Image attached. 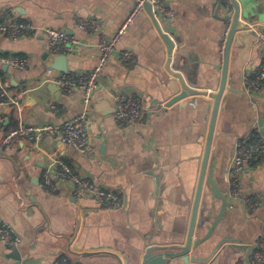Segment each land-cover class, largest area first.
<instances>
[{"label": "crops", "instance_id": "crops-1", "mask_svg": "<svg viewBox=\"0 0 264 264\" xmlns=\"http://www.w3.org/2000/svg\"><path fill=\"white\" fill-rule=\"evenodd\" d=\"M136 1L0 0V20L15 18L38 28L0 40V55L28 60L26 69L0 63L8 90L21 95L19 105L0 106V139L19 119L33 125L61 124L84 113L82 91L59 92L52 81L63 74H89L99 63L101 39L117 32ZM238 1L253 8V17L241 14L244 26L229 47L208 166L228 197V209L199 253L194 241L208 227L195 230L190 254L208 259L189 264H252L256 240L264 232V159L239 175L238 193L230 196L229 167L237 139L255 127L264 138V86L249 93L243 83L244 75H254L264 65V46L255 32L264 30V0ZM163 2L170 13L166 19L158 18L159 27L146 9L141 12L102 70L87 115L93 155L51 133L40 140L16 139L0 150V218L22 240L11 248L0 238V264H54L62 259L77 264H140L151 247L169 249L186 243L213 112L210 93L217 92L223 80L222 47L230 23L215 15V0ZM82 21L95 25L84 30ZM44 27L67 31L79 43L66 54H52ZM162 31L173 43L171 52ZM125 51L132 52L133 59H123ZM186 87L195 92L171 103ZM120 92L143 98L141 120L128 127L114 117L115 95ZM56 159L96 185L119 192L124 206L112 208L87 194L73 197L71 184L63 180L57 192L43 188L44 171ZM209 185L206 179L198 221L204 204L212 219L221 207ZM248 197L258 203L253 210L247 207Z\"/></svg>", "mask_w": 264, "mask_h": 264}, {"label": "built area", "instance_id": "built-area-1", "mask_svg": "<svg viewBox=\"0 0 264 264\" xmlns=\"http://www.w3.org/2000/svg\"><path fill=\"white\" fill-rule=\"evenodd\" d=\"M145 3H150L158 18L166 19L170 11L163 0H137L135 6L129 13L126 20L119 27L117 32L110 38L103 37L100 41V57L98 65L87 75L63 74L52 82L57 83L62 92L70 94L74 91H82L85 111L83 114L75 116L64 123H44L33 125L19 119L17 126L11 128L0 139V150L16 139L30 138L40 140L45 133H51L58 136L67 145L79 150L86 155H93L95 147L91 144L88 133V113L92 105V96L98 87L99 77L108 60L113 56L118 43L127 29L134 23L138 15L145 10ZM95 23L82 21L80 27L88 30ZM40 30V29H39ZM48 41V48L52 54H66L79 43V39L67 31L44 27ZM38 28L31 22L21 21L19 19L0 20V34L11 38H17L30 32H36ZM229 31V30H228ZM257 41L264 46V30L256 29ZM228 32L223 40L225 47ZM122 58L133 59L132 52L125 51ZM0 63H5L13 67L26 69L28 60L22 55H0ZM50 81V80H48ZM243 83L246 91L249 93L259 92L264 86V65L256 74H246L243 77ZM21 95H13L5 85L1 77L0 68V106L19 105ZM116 110L114 117L120 126L128 127L141 120L144 112V103L141 95L137 93L120 92L115 95ZM196 107V101L190 102ZM52 108H57L52 105ZM3 119L0 120L2 124ZM259 129L253 128L244 137L237 139L235 143L234 154L231 159L229 174L231 176L232 190L231 198H235L238 193L239 175L250 166H253L259 160L264 159V138L259 135ZM63 180L71 184L70 192L73 197H80L84 194L94 198L100 203L107 204L112 208H121L124 206V200L121 194L113 189L96 185L90 178L82 177L77 174L71 166L62 159H56L44 171L41 186L51 192H57L60 189L59 182ZM249 210L257 207L258 203L252 197L246 199ZM0 238L8 247H18L21 243V237L15 232L13 226L6 220L0 218ZM256 251L253 256L252 264H264V232L256 240ZM54 264H77L68 259L55 261Z\"/></svg>", "mask_w": 264, "mask_h": 264}, {"label": "water", "instance_id": "water-1", "mask_svg": "<svg viewBox=\"0 0 264 264\" xmlns=\"http://www.w3.org/2000/svg\"><path fill=\"white\" fill-rule=\"evenodd\" d=\"M242 3L243 4H240L238 0H215V3H214L215 15L218 18L225 21L226 23H230V27H229V31H228V35H227V39L225 43V49H224L225 67L223 69V80H222L219 90L217 92L210 93L211 96L214 98L213 112L211 116L208 137H207V142H206V147H205V153H204L203 163H202L198 185L196 189V194H195V199H194V204H193V211H192L190 227H189V232H188L186 243L182 246L181 245L172 246L169 249H164L163 247H151L142 256L140 260V264H178L179 261H181L182 263H186V264H189L191 261L195 263L205 262L208 259L207 257H198V256H194L190 254L194 232L196 229L200 230L204 227H208L207 233L203 235L202 237L195 239L194 241V247L196 249L195 252L199 253L198 250L201 247L205 248L207 245H209L208 243L210 239L212 238L219 223L221 222L224 214L226 213L228 209V197L226 194H224L222 191L219 190L218 186L215 183L213 173L211 171H208V166L210 163L211 148H212V142H213V137H214V132H215V125H216V120H217V115H218V110H219V104H220V100L223 95V92L225 90V80H226V75H227L226 65H227L229 47L233 40L235 32L238 31L240 28H242V26H244L243 25L244 20L242 19L241 14H243V16H245L247 19L253 17V8L247 4H244V2ZM145 9L150 13L155 24L159 27L158 17L152 8V5L150 3H145ZM162 36L168 45L169 51L171 52L173 43L169 35L162 31ZM3 37L4 35L0 34V40ZM63 57L66 58L64 55ZM60 60L62 61L65 59H60ZM61 70L66 71L65 68H62ZM54 86L57 91L61 92L60 90L61 88L59 86L57 85H54ZM189 92L194 93L195 91L186 87L181 94H179L177 97H175L171 101V103L186 96ZM206 179L209 180V183H210L209 188L213 190L214 196L221 200V207L219 209L218 214L212 219L210 216H208V214L206 215L208 208L205 207V204H204L202 206L201 215L198 221V215H199V211L201 207V201H202L203 190H204ZM219 244H216V246L213 247L212 250L215 251L219 247Z\"/></svg>", "mask_w": 264, "mask_h": 264}, {"label": "trees", "instance_id": "trees-1", "mask_svg": "<svg viewBox=\"0 0 264 264\" xmlns=\"http://www.w3.org/2000/svg\"><path fill=\"white\" fill-rule=\"evenodd\" d=\"M212 220V219H211ZM209 222H211V221H209Z\"/></svg>", "mask_w": 264, "mask_h": 264}]
</instances>
